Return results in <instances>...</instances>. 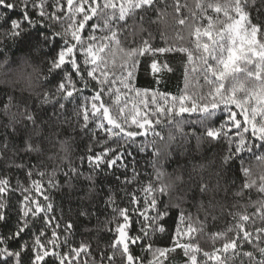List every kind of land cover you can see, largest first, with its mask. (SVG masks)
I'll use <instances>...</instances> for the list:
<instances>
[{
    "label": "snow or ice",
    "instance_id": "obj_1",
    "mask_svg": "<svg viewBox=\"0 0 264 264\" xmlns=\"http://www.w3.org/2000/svg\"><path fill=\"white\" fill-rule=\"evenodd\" d=\"M0 7L5 9L0 12V43L4 38L20 36L24 32L23 23L31 26L46 23L52 31L50 36H45L62 41L56 54L46 62L44 80L57 72L62 74V79L55 87L48 86L51 91L43 93L39 104H29L27 98L21 101L26 106L28 124L38 120L43 106H52L53 111L46 117L51 120L57 112L68 111L70 103L79 131L92 137L93 143L87 147L89 154L80 156L78 164H71L60 174L70 180L85 165H91L92 170L106 166L125 172L107 206L110 213L106 212L104 220L97 218L93 226L97 233L111 234L107 245L110 254L106 257L109 264H115L117 256L122 264H169L171 254L178 251L187 258L185 264H234L237 258H241L240 264H264V226H259L264 225V183L250 184L248 180L249 161L264 159V0H195V10L180 0L171 3L169 0H66V7L62 0H18V3L0 0ZM17 8L21 18H9V12ZM182 9H187L189 15L181 18ZM32 12L38 19L30 17ZM93 20L88 34L82 35L86 24ZM145 23L161 25L158 36ZM56 24L61 30H55ZM177 25L187 29V39L181 34L183 28L177 31L178 47L168 36L169 29ZM124 41L127 47L123 46ZM166 53L184 54L183 87L177 85L176 94H171L137 86L141 58L151 60L152 73L156 74L161 66L155 57ZM77 54L82 60L78 61ZM162 67L173 71L167 63ZM87 89L92 90L91 95H85ZM234 109L239 110L243 121ZM181 117L203 120L211 145L230 139L231 162L225 171L242 180L235 196L242 197L246 190L262 194L255 201L256 212H247L248 205H233L234 209L245 210L230 212L233 226L208 237L211 251L191 241L204 233L209 217L217 219L212 212L218 202L193 197L196 202L188 207H196L204 219L188 211L184 201L168 202L164 186L157 189L154 184L163 174L156 171L153 175L150 161L153 153L148 152L145 144L151 138L150 133L155 134L154 130L161 124L167 125ZM44 127L48 125L44 123ZM96 146H103L102 150L94 151ZM144 153L149 156L140 157ZM215 153L222 155L221 151ZM138 157L146 160L151 171L139 170ZM237 160L243 163L237 165ZM17 164L12 167L26 170L28 177L34 171L42 179L47 177V187L41 180L33 179L31 188L21 189L19 182L13 187L8 178H0V229L8 226L13 214L16 216L7 232L0 230V264H48L50 259L56 264H88L82 254L91 255L90 244L80 242L73 246L75 225L65 220L63 209L51 196L52 190L59 187L57 174L39 171L37 164L20 168ZM8 170V165L3 163L0 171ZM137 184L139 187L128 191L129 186ZM33 189L36 195L31 194ZM206 189V184L198 185L199 195ZM17 190L28 194H23L13 208L11 201ZM118 196L128 198L129 206L120 207ZM173 212L178 216H172ZM79 214L85 219L93 215L87 208H81ZM166 220L174 224L172 246H155L153 236L166 233ZM133 222L137 232L130 235ZM181 238H188L189 242L182 243ZM220 241L222 246L216 247ZM245 243L253 250L242 251ZM133 248H139L141 254L136 255ZM104 259L101 252V264ZM92 264L97 262L93 260Z\"/></svg>",
    "mask_w": 264,
    "mask_h": 264
},
{
    "label": "trees",
    "instance_id": "obj_2",
    "mask_svg": "<svg viewBox=\"0 0 264 264\" xmlns=\"http://www.w3.org/2000/svg\"><path fill=\"white\" fill-rule=\"evenodd\" d=\"M7 2L18 3V0H7ZM180 2H186L190 8L194 9L195 0H180ZM62 3L66 7V0H62ZM169 3H171V0H169ZM49 10L51 11V9ZM3 11L5 9L0 7V12ZM168 12H172L171 8L168 9ZM209 14L214 15L211 12ZM188 15V10L182 9L181 18ZM252 15H256L255 9L252 10ZM12 17L21 18L19 8L9 12V18ZM30 17L38 19L35 12L30 13ZM152 19H155V15ZM169 20L171 23V17H169ZM93 22L95 20L86 24L82 35L88 34ZM203 23H206V20ZM144 26L158 36V29L161 25L145 23ZM54 27L57 31L61 30L59 24ZM21 28L24 29V32L20 36L11 39L4 38V42L0 43V55H2L0 62H3L4 67L8 69L14 66V63L21 56L27 55L33 59L42 60L47 67L46 62L56 54L62 41L59 38L45 36V34L50 36L52 31V29L46 27V23L33 26L23 23ZM181 28L183 26L177 25L175 29L170 28L168 31L169 40L175 43L177 47L179 46V37L176 33ZM181 34L187 39L186 28H183ZM45 39H48L49 42L43 41ZM123 46H128L126 41L123 42ZM160 46H163L162 41ZM77 57L78 61L82 60L79 54H77ZM155 59L158 66H161V71L153 74L150 66L151 60L141 58L142 70L138 72L137 86L150 92L168 91L171 94H176L177 85L183 87L182 65L185 61L184 54H157ZM165 63L173 69L172 72H168L162 67ZM73 76L76 79L74 73ZM61 79V73H52L48 75L45 84L55 87ZM80 86L78 83L77 87ZM91 94V89L85 90V95ZM25 98L28 99L29 104L32 102L39 104V98L19 93L14 89H0V162L7 164L9 168L7 172L0 171V178H8L10 185L13 187L19 182V188L21 189L31 188V180L33 179L41 180L47 187V177L42 179L38 171H34L33 175L28 177L26 170H16L12 167L13 164L17 163H19L16 165L17 168L26 164H37L40 168L39 171H45L49 174L56 173L59 187L52 190L51 196L55 204L63 209L65 220H71L75 225V235L72 238L73 246H77L80 242L88 243L90 244L89 251L91 255L82 254V259L87 261L88 264H92L93 260L97 264H101L100 256L103 252L105 259L102 264H109L106 257L110 254L107 245L110 242L111 234L107 232L97 233L93 226L96 225L97 218L104 220L106 212L110 213L107 206L111 197L115 195L116 189L120 187V180H123L125 174L124 170L108 169L106 166L92 170L91 165H85L82 167L80 174H73V178L70 180L60 174L71 164H78L80 156L86 157L89 154L87 147L93 143L92 137L79 131L70 103L67 104L68 111L63 114L57 112L56 117L51 120H47L46 117L53 111V108L50 105H45L38 113V120L34 124L26 123V106L21 102ZM104 99L110 102L108 97H104ZM79 102L77 100V103ZM236 111L238 118L243 121V118L239 116V110ZM14 114H17L15 119H13ZM44 123L48 127H44ZM206 128L207 125L203 120H188L181 117L178 120L170 121L167 125L161 124L159 129L154 130L155 134L150 133L151 138L146 140L145 144L148 145V152L153 153L150 158L153 175L156 171L163 174L154 181V184L157 189L164 186L168 202L184 201V207L188 208V211L193 215H199L200 219H204V214L202 212L198 213L196 207H188L189 204L196 202L193 200L194 196L196 200L207 202L211 199L218 202V206L212 212V215H215L217 219L212 220L209 217L204 233L199 234L198 240L191 241L200 243L204 250L211 251L212 246L208 237L214 232L226 231L233 226L235 222L232 216L229 215L230 212L245 210L244 208L234 209L233 205H248L247 212H256L257 205L255 201L260 199L262 194H258L255 190H246L242 197L234 195L239 191V184L242 183V180L238 181L235 176H229L225 171L227 165L231 162L228 156L231 151V141L229 139L224 143L211 145L212 141L206 135ZM226 144L228 145L227 148ZM29 145H31V148ZM109 146H111V142ZM102 147L96 146L94 151H101ZM217 151H221L222 155L217 156L215 153ZM149 153L140 154V157H148ZM140 157H138L140 159L139 170L142 172L151 171L146 160ZM3 163H0V167L3 166ZM239 163L242 164L243 161L237 160L236 164ZM238 175L243 177L242 172H239ZM141 179L144 180L143 177ZM200 184L207 185V189L202 196L199 195L198 190ZM135 187H139V185L129 186L128 191H132ZM23 194L28 193L17 190L13 194L11 201L13 208H16L17 202L22 199ZM31 194L36 195L34 189ZM117 199L120 207L129 206L128 198L120 199L118 196ZM81 208L89 209L93 213L92 217L90 219L81 217L79 214ZM172 216H178V213L173 212ZM15 218L16 216L13 214L10 217L8 226L0 230L7 232ZM164 225L167 229L166 233H157L153 236L155 246H172L170 236L174 232V224L171 220H166ZM109 227H112V225H109ZM245 227L248 228L249 224H246ZM131 228L130 235L137 232L135 222L132 223ZM229 235H234V233ZM181 242H189V240L188 238H181ZM222 243L223 241L217 242L215 246L220 247ZM16 246V244H13V247ZM132 250L136 255L141 254L139 248H133ZM251 250H253L252 246L247 243L242 247V251ZM144 255L147 256L148 254L144 253ZM186 259L182 251H178L171 254L169 264H185ZM240 259L237 258L234 264H240ZM243 259L247 260V258ZM257 259H259L258 254ZM48 264H56V262L54 259H50ZM115 264H122L118 256Z\"/></svg>",
    "mask_w": 264,
    "mask_h": 264
},
{
    "label": "clouds",
    "instance_id": "obj_3",
    "mask_svg": "<svg viewBox=\"0 0 264 264\" xmlns=\"http://www.w3.org/2000/svg\"><path fill=\"white\" fill-rule=\"evenodd\" d=\"M46 65L42 60L30 56H21L14 66L6 69L0 62V89H14L19 93L40 98L43 93L50 92L45 84ZM17 114L13 115V119ZM249 183H264V159H252L248 163Z\"/></svg>",
    "mask_w": 264,
    "mask_h": 264
}]
</instances>
